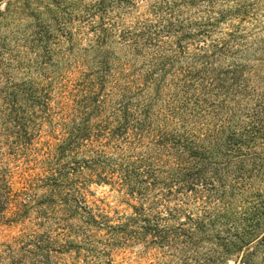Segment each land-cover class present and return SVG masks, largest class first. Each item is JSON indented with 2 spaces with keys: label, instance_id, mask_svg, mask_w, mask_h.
Listing matches in <instances>:
<instances>
[{
  "label": "rangeland",
  "instance_id": "374dc122",
  "mask_svg": "<svg viewBox=\"0 0 264 264\" xmlns=\"http://www.w3.org/2000/svg\"><path fill=\"white\" fill-rule=\"evenodd\" d=\"M76 160L103 254L55 228L51 263L264 264V0H0V176ZM6 208L0 264L44 231Z\"/></svg>",
  "mask_w": 264,
  "mask_h": 264
},
{
  "label": "trees",
  "instance_id": "16d2710c",
  "mask_svg": "<svg viewBox=\"0 0 264 264\" xmlns=\"http://www.w3.org/2000/svg\"><path fill=\"white\" fill-rule=\"evenodd\" d=\"M76 138L78 136L75 135ZM60 149V154H62L63 146ZM92 162L93 167L89 166L87 161L76 160L69 164H64L60 171L55 172L56 175L48 176L45 180L39 179L40 182L44 183L42 188L45 190V194L42 195V199L38 197L35 188L27 189V191L21 193H13L7 177L0 176V216L2 215L1 209H3V205L6 204V209H8L10 204H16L17 210L13 213L16 219H27V215L33 212L35 220L38 222L37 226L44 230L41 234L35 232L29 235L27 237L29 241L27 242H19L20 247L16 248L19 252L13 250L14 255L18 256V259L12 264H53L51 262H54L58 255L68 253L67 247L70 245L61 244L60 237L62 234L57 233L59 229L68 230L70 233L81 237L84 246L88 248L86 250L92 253L93 256L94 253H97V255L103 254L98 250L100 242L93 239L94 235L89 229L92 223L98 222L82 206L85 203V197L81 192V185H84L83 181H86L84 172L86 169L95 172L94 166H100L101 171L95 175L103 182L108 181V175L111 172L106 173L105 170L102 172L105 162L101 160H93ZM112 173L115 174V171H112ZM154 177L156 178L157 176ZM125 179L128 182H132L128 175H125ZM135 185H138V183L135 182ZM144 190H147V187ZM141 195L145 197L146 192H142ZM80 210H83L88 216L83 217L80 214ZM144 211L141 209L137 212L136 218L131 220L133 223L146 225L142 227L143 233L135 232L137 236L147 235L146 231L151 230L152 226L157 228L156 222L159 220V216H155L157 219H154L148 217ZM4 215L6 216V213ZM74 219L76 220L75 222H73ZM55 228L58 229L55 230ZM154 231L153 234L148 233V235L157 238L158 230ZM121 233L128 235L126 231H121ZM120 239H124V237L120 236ZM97 255L95 259H97Z\"/></svg>",
  "mask_w": 264,
  "mask_h": 264
}]
</instances>
